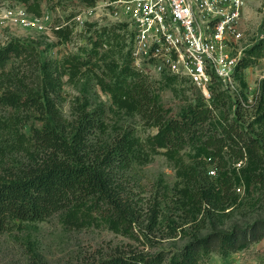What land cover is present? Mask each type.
Returning a JSON list of instances; mask_svg holds the SVG:
<instances>
[{
	"label": "trees",
	"instance_id": "1",
	"mask_svg": "<svg viewBox=\"0 0 264 264\" xmlns=\"http://www.w3.org/2000/svg\"><path fill=\"white\" fill-rule=\"evenodd\" d=\"M12 1L24 5L34 16L42 15V0ZM83 1L88 6L96 4V0ZM55 33L66 40L71 34L65 28ZM131 37L127 23L98 31L85 57L74 55L67 60L65 73L71 80L92 73L101 90L110 96L112 108L143 115L157 132L145 139L126 133L111 144L95 148L89 136L95 132L104 134L108 127L103 106L81 114L71 125L70 139L49 124L35 130L33 136L45 156L42 160L33 158L35 166L23 176L0 180V236L15 221L40 222L60 214L62 224L69 229L102 226L132 237L133 216L126 207L123 174L135 164L150 163L161 153L174 163L179 177L186 181L180 194L184 206L193 207L197 215L208 209L218 211L231 207L238 199V189L250 192L254 188H264V80L259 85L255 104H250L244 93L247 83L243 77L244 70L264 59V38L245 51L236 69L235 79L242 88L239 100L238 96L233 98L223 90L217 80H214L208 101L192 85L200 92V97L175 116L162 103L148 74L134 66ZM38 57L36 48L19 40L0 49V106L16 110L37 106L38 92L29 88H6L1 92V81L7 76L6 79L16 82L7 71L10 64L19 62L26 68H37ZM56 67L43 65L44 91H59L64 73L55 77L60 71ZM24 76L16 82L21 87H24ZM181 81L187 83L175 76L160 77L165 86ZM249 108H254L250 116L247 115ZM188 148L199 164L214 165L217 175L212 180L206 176L200 182L197 169L185 163L182 152ZM263 237L264 222L249 230L213 231L204 237L195 236L172 254L167 264H200L212 253L228 256ZM166 260L160 254L151 260L136 256L114 257L95 264H165Z\"/></svg>",
	"mask_w": 264,
	"mask_h": 264
},
{
	"label": "rangeland",
	"instance_id": "2",
	"mask_svg": "<svg viewBox=\"0 0 264 264\" xmlns=\"http://www.w3.org/2000/svg\"><path fill=\"white\" fill-rule=\"evenodd\" d=\"M109 1L96 0L94 6H88L83 0H42L40 17L47 23L44 30H38L25 29L5 17L6 11L11 9L27 11L24 5L0 0V49L19 40L36 48L39 55L37 68H26L19 62L7 66L16 82L26 74L22 78L24 87L13 79H6L7 76L1 81V92L6 88L33 89L38 92L39 103L34 108L21 110L0 106V180L21 177L35 166L33 158H44L33 136L35 130L49 124L70 139L71 125L81 114L91 113L99 106L105 107L108 127L104 134L95 132L89 136L95 148L111 144L126 133L145 139L157 132L143 115L112 108L110 96L101 90L92 73H84L74 80L65 73L67 60L74 55L85 57L98 31L118 24L112 8L107 5ZM59 28L71 32L69 39L57 37L55 32ZM242 32L241 45L246 50L264 38V0H247ZM51 64L60 70L55 77L64 73L60 89L55 93L43 90L42 67ZM148 76L172 115L178 116L201 95L188 81L165 86L161 84L160 76L150 73ZM243 77L247 83L244 93L249 103L255 104L259 85L264 80V59L244 70ZM235 82L236 92L231 95L233 98L238 96L239 100L242 88L238 80ZM227 92L230 95V91ZM247 111L250 116L254 108ZM193 154L190 148L182 152L185 163L197 169L200 182L206 176L212 180L217 175L214 165L199 164L198 159L192 158ZM211 171H215V175H211ZM122 182L127 191L126 207L133 216L132 237L116 234L102 226L69 229L62 224L60 214L40 222L15 221L0 236V264H95L114 257L136 256L151 260L160 254L166 257L167 264L171 255L195 236L204 237L213 231L249 230L264 222V188H254L250 192L238 189V199L231 207L218 211L208 209L204 215H197L193 207L184 206L180 194L186 181L179 177L174 163L162 153L146 165H133L124 172ZM200 264H264V237L228 256L212 253Z\"/></svg>",
	"mask_w": 264,
	"mask_h": 264
},
{
	"label": "built area",
	"instance_id": "3",
	"mask_svg": "<svg viewBox=\"0 0 264 264\" xmlns=\"http://www.w3.org/2000/svg\"><path fill=\"white\" fill-rule=\"evenodd\" d=\"M107 5L115 21L129 25L138 70L186 80L207 101L214 80L236 92L235 72L246 50L241 44L247 0H110ZM5 17L25 29L44 30L47 23L24 8L8 10Z\"/></svg>",
	"mask_w": 264,
	"mask_h": 264
}]
</instances>
